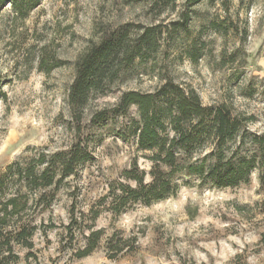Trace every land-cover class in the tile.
Masks as SVG:
<instances>
[{
    "label": "rangeland",
    "instance_id": "1",
    "mask_svg": "<svg viewBox=\"0 0 264 264\" xmlns=\"http://www.w3.org/2000/svg\"><path fill=\"white\" fill-rule=\"evenodd\" d=\"M37 1L23 18L0 5V175L17 160L71 147L81 161L40 192L8 184L7 197L27 202L22 221L36 227L31 250L13 246L16 264H264V163L234 188L174 173L178 189L163 201L114 214L103 200L111 186L134 185L123 178L133 167L148 183L153 165L129 134L136 108L112 112L123 92H153L171 80L204 106L250 117L248 133L264 132V0ZM150 28L157 49L72 113L81 55L122 29L132 46ZM100 113L106 118L93 120ZM94 231L102 232L96 249L77 258Z\"/></svg>",
    "mask_w": 264,
    "mask_h": 264
},
{
    "label": "trees",
    "instance_id": "2",
    "mask_svg": "<svg viewBox=\"0 0 264 264\" xmlns=\"http://www.w3.org/2000/svg\"><path fill=\"white\" fill-rule=\"evenodd\" d=\"M1 4L10 5L23 18L38 1L0 0ZM156 49L152 28L146 29L132 46L129 30L122 29L89 47L74 64L75 77L68 94L72 113L82 112L95 94H104L123 66ZM3 84L0 76V100L4 98ZM131 107L136 108L137 120L131 122L129 134L135 137L140 150L151 153L149 160L153 165L148 183L144 173L133 167L123 172V178L133 182V186L119 183L110 187L103 200H108V208L114 214L135 203L149 206L174 196L178 189L174 173H180L183 179L195 176L216 188H234L247 183L251 173L264 163V132L248 133L246 124L251 118L232 113L224 104L204 106L193 89L168 80L153 92H123L112 112L124 116ZM105 118L106 113H100L93 120ZM205 149L208 153L200 159L198 155ZM77 156L71 147L28 163L17 160L0 175V264H16L14 245L31 250L30 240L36 229L20 217L27 202L21 204L17 197H7L8 184L15 180L32 193L48 189L73 174L81 161ZM57 174L59 179L54 181ZM101 237V231L91 232L87 246L77 253V258L92 253Z\"/></svg>",
    "mask_w": 264,
    "mask_h": 264
}]
</instances>
